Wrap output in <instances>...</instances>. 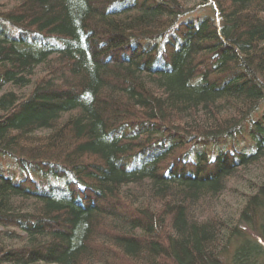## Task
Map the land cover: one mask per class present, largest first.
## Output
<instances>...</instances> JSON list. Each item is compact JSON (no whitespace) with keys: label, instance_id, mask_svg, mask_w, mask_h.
Returning a JSON list of instances; mask_svg holds the SVG:
<instances>
[{"label":"trees","instance_id":"16d2710c","mask_svg":"<svg viewBox=\"0 0 264 264\" xmlns=\"http://www.w3.org/2000/svg\"><path fill=\"white\" fill-rule=\"evenodd\" d=\"M262 101L264 0H2L0 264H264Z\"/></svg>","mask_w":264,"mask_h":264},{"label":"rangeland","instance_id":"374dc122","mask_svg":"<svg viewBox=\"0 0 264 264\" xmlns=\"http://www.w3.org/2000/svg\"><path fill=\"white\" fill-rule=\"evenodd\" d=\"M2 0H0V2H1ZM264 109V101H262L261 102V105H260V110H263ZM0 167H1V169L4 171V172H11V171H14V163H13V161H11L9 158H6V157H4V156H0ZM254 176V175H253ZM252 175H248V178H251L252 179V177H253ZM230 187H232V188H236V189H239V190H242V188L240 187V184L238 183V182H236V180L234 179V180H232V181H230ZM232 194H235L234 193V189H229L228 190V192H227V194H226V200L228 201L229 200V198H231V195ZM262 218H264V213H263V216H262ZM243 227V226H242ZM247 232H249L250 233V231L249 230H247Z\"/></svg>","mask_w":264,"mask_h":264}]
</instances>
